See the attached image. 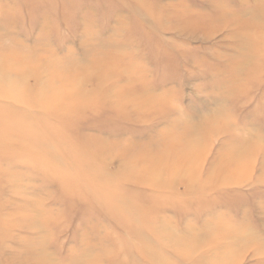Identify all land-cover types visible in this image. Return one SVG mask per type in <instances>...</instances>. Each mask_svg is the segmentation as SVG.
<instances>
[{
	"label": "rangeland",
	"instance_id": "obj_1",
	"mask_svg": "<svg viewBox=\"0 0 264 264\" xmlns=\"http://www.w3.org/2000/svg\"><path fill=\"white\" fill-rule=\"evenodd\" d=\"M0 264H264V0H0Z\"/></svg>",
	"mask_w": 264,
	"mask_h": 264
}]
</instances>
